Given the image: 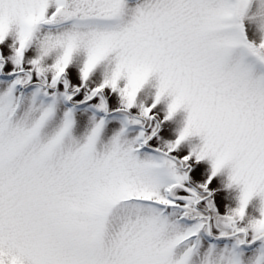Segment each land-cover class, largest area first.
Returning <instances> with one entry per match:
<instances>
[{"label":"snow or ice","instance_id":"obj_1","mask_svg":"<svg viewBox=\"0 0 264 264\" xmlns=\"http://www.w3.org/2000/svg\"><path fill=\"white\" fill-rule=\"evenodd\" d=\"M0 264H264V0H0Z\"/></svg>","mask_w":264,"mask_h":264}]
</instances>
